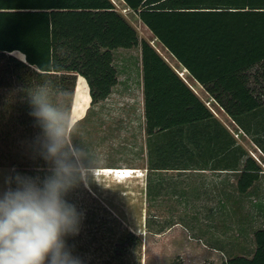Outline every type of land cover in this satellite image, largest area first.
<instances>
[{
	"label": "trees",
	"instance_id": "1",
	"mask_svg": "<svg viewBox=\"0 0 264 264\" xmlns=\"http://www.w3.org/2000/svg\"><path fill=\"white\" fill-rule=\"evenodd\" d=\"M124 1L236 120L264 105V0ZM133 46L142 48L149 134L191 127L212 114L158 49L139 37L113 0H0V125L31 122L26 131L33 132L39 124L49 132L47 122L33 115L41 103L53 107L65 132L61 151H68L55 158L71 157L69 162L78 168L66 135L77 74L86 79L91 102L96 103L108 97L119 81L114 50ZM2 132L0 145H11L2 144V136L6 134L7 140L12 131ZM169 158L168 148L159 151L153 167H168ZM51 159L47 156L45 167H50ZM248 165L252 167H245L239 179L241 192L259 177L260 165L255 160ZM90 216L95 222L102 220L101 215ZM113 219L121 225L117 216ZM110 229L116 238L117 230L111 225ZM122 229L114 239L111 258L119 263L125 262V238L141 244L138 234ZM254 237L252 256L232 255L222 264H264V226L254 231Z\"/></svg>",
	"mask_w": 264,
	"mask_h": 264
},
{
	"label": "rangeland",
	"instance_id": "2",
	"mask_svg": "<svg viewBox=\"0 0 264 264\" xmlns=\"http://www.w3.org/2000/svg\"><path fill=\"white\" fill-rule=\"evenodd\" d=\"M113 1L136 27L139 37L148 39L182 71L179 61L127 2ZM15 54L24 56L20 51ZM114 64L119 81L108 97L96 103L91 102L86 79L77 74L66 135L79 167L76 182L64 199L75 206L79 224L75 234L63 237L66 249L79 264H140V260L142 264H222L226 256H252L256 246L254 231L264 226V155H255L261 168L256 183L239 196L232 187V177L230 187L223 190L225 201L220 204L214 196L210 197L214 191L203 187L202 176L190 181L188 188L175 179H160L170 174H159L150 168L157 157L154 137L147 132L144 117L141 46L116 48ZM193 85L203 95L206 88ZM255 85L260 88L258 83ZM261 92L264 100V90ZM33 117L40 120L37 113ZM237 120L246 127L245 115H238ZM247 120L259 131L255 139L264 149V130L260 132L264 129V105L250 112ZM30 123L0 125L2 134L12 131L7 140L6 134L2 136V144L11 145H0V199L9 190L33 185L43 188L56 171L58 159L53 156L50 167L44 166L47 156L51 157V133L43 132L39 124L33 132L26 131ZM176 132L177 129L172 134L162 133L165 146L172 145ZM246 148L259 152L252 143ZM93 168L97 169L95 177L89 172L85 179L81 178L80 170ZM93 213L101 215L102 220L93 221ZM109 224L113 231L117 230L116 238L112 237ZM122 227L138 234L141 244L131 239L129 243L125 238V262L119 263L111 258L114 239L123 233ZM212 245L220 251L209 252Z\"/></svg>",
	"mask_w": 264,
	"mask_h": 264
},
{
	"label": "clouds",
	"instance_id": "3",
	"mask_svg": "<svg viewBox=\"0 0 264 264\" xmlns=\"http://www.w3.org/2000/svg\"><path fill=\"white\" fill-rule=\"evenodd\" d=\"M51 133L48 152L57 157L64 147V128L56 109L41 103L37 113ZM78 169L66 156L43 188L9 190L0 199V264H79L63 237L78 231L79 214L64 195L76 182ZM96 168L79 171L82 179Z\"/></svg>",
	"mask_w": 264,
	"mask_h": 264
},
{
	"label": "crops",
	"instance_id": "4",
	"mask_svg": "<svg viewBox=\"0 0 264 264\" xmlns=\"http://www.w3.org/2000/svg\"><path fill=\"white\" fill-rule=\"evenodd\" d=\"M159 42L163 44L161 41ZM172 56L174 55L172 54ZM179 63L182 66V71L175 68L202 100L206 102L212 114L196 121L191 127L185 125L184 128H179L177 126V129V127L174 126L168 129L157 130L153 134H150L153 135L151 137H154L153 143L155 149L153 148V151L156 157L159 151H166L167 148H170L168 167L150 168L159 174L169 173V176H160V179H162V177H166L164 179L170 180L175 179L176 181L186 183V188H188V183L190 181H197L200 176H202L203 187L208 190H213L214 192L210 197L214 196V199H217L218 204H220V202L225 201L223 190L228 186L230 187L229 183L232 177L235 179V184H233L232 187L237 189L238 195L241 196L242 192L239 189V179L242 172L247 170L245 167H252L249 165L246 166L247 162L252 164L255 160V155L258 153L264 155L262 147L255 139V133L259 131L247 120L252 110L244 114L246 127H243L245 125L242 126L238 123L207 89H205V92L201 95L197 87L193 84L197 83V86L199 85L198 88L203 87V85L189 72L187 67L181 62ZM183 71L185 73H183ZM186 75L191 78L193 84ZM143 104L145 110L144 70ZM144 117L146 123L145 111ZM175 129H177V136L173 139L174 143L172 142L171 146H165V141L161 138L162 133L170 132L172 134ZM263 130L264 129H261L260 132ZM244 136H246V138H244ZM243 142L246 144H243ZM249 143H252L253 148H257L259 152H249L248 148H246ZM262 172H264V170ZM254 183H256V180ZM213 251L219 252L220 250L213 245L209 246V252ZM227 258L228 256L225 257V259Z\"/></svg>",
	"mask_w": 264,
	"mask_h": 264
}]
</instances>
